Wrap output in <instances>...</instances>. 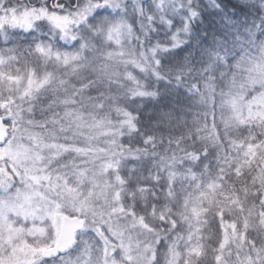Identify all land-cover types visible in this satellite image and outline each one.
Masks as SVG:
<instances>
[{"label":"snow or ice","instance_id":"1","mask_svg":"<svg viewBox=\"0 0 264 264\" xmlns=\"http://www.w3.org/2000/svg\"><path fill=\"white\" fill-rule=\"evenodd\" d=\"M176 16L180 0H0V264H264L255 30L177 73L179 131L125 103L154 95L135 73Z\"/></svg>","mask_w":264,"mask_h":264},{"label":"clouds","instance_id":"2","mask_svg":"<svg viewBox=\"0 0 264 264\" xmlns=\"http://www.w3.org/2000/svg\"><path fill=\"white\" fill-rule=\"evenodd\" d=\"M180 3L184 7V15L191 22L185 23L176 16L172 18L173 29H158L154 32L150 37L151 44L166 50L153 57L156 64L146 58L145 69L135 73L136 78L154 95L144 100H136L133 96L125 98L130 109L152 114L151 121L147 116L143 118L147 129L152 128L160 113H172L169 123L155 129L163 135L172 129L179 131L185 117L181 109L190 103L188 95L179 92L184 88H177L173 84L178 72L193 69L199 71L209 60L206 54L208 51H216L221 44L231 48L235 40L247 38L249 29H254L257 40L264 42V27H261L264 25V0H180ZM192 11L197 13L195 17H191ZM185 28L184 43L174 46L172 33L176 30L183 32ZM127 70L132 71L131 68ZM121 95L123 97V93ZM176 96H180L186 103H177Z\"/></svg>","mask_w":264,"mask_h":264},{"label":"trees","instance_id":"3","mask_svg":"<svg viewBox=\"0 0 264 264\" xmlns=\"http://www.w3.org/2000/svg\"><path fill=\"white\" fill-rule=\"evenodd\" d=\"M178 51H182V49L178 50ZM179 92L181 95L186 94V91L184 89H180ZM175 98H176L177 103H186L185 101L181 100L180 96H176ZM169 99H172V97H169ZM142 113H144V112H142Z\"/></svg>","mask_w":264,"mask_h":264}]
</instances>
